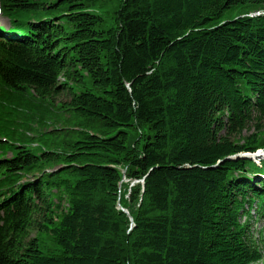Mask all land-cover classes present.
<instances>
[{"label": "trees", "instance_id": "obj_1", "mask_svg": "<svg viewBox=\"0 0 264 264\" xmlns=\"http://www.w3.org/2000/svg\"><path fill=\"white\" fill-rule=\"evenodd\" d=\"M0 15V264H264V0Z\"/></svg>", "mask_w": 264, "mask_h": 264}, {"label": "rangeland", "instance_id": "obj_2", "mask_svg": "<svg viewBox=\"0 0 264 264\" xmlns=\"http://www.w3.org/2000/svg\"><path fill=\"white\" fill-rule=\"evenodd\" d=\"M106 6L109 9H111L113 6V3H111V4L109 3ZM5 21L6 20L0 16V24L4 25ZM253 131H254L253 127H250L248 130L244 131L243 135H247L249 133H252ZM261 149H259V150H261ZM263 179H264V177H263ZM243 220H244V218L242 217L241 221H243ZM250 223H251V233H252L254 239L257 240V243L261 246L262 252L264 254V217L258 218L256 216V214H253V218H252V221Z\"/></svg>", "mask_w": 264, "mask_h": 264}, {"label": "water", "instance_id": "obj_3", "mask_svg": "<svg viewBox=\"0 0 264 264\" xmlns=\"http://www.w3.org/2000/svg\"><path fill=\"white\" fill-rule=\"evenodd\" d=\"M241 156H243V157H248V155H246V154H242ZM122 210H123V211H126V210L123 209V208H122ZM131 220H132V219H131Z\"/></svg>", "mask_w": 264, "mask_h": 264}]
</instances>
